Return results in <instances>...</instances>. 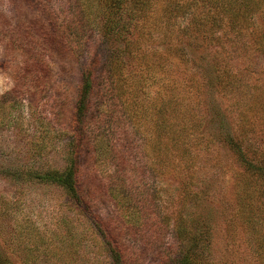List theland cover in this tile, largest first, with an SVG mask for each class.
<instances>
[{"label": "rangeland", "instance_id": "374dc122", "mask_svg": "<svg viewBox=\"0 0 264 264\" xmlns=\"http://www.w3.org/2000/svg\"><path fill=\"white\" fill-rule=\"evenodd\" d=\"M103 1L0 0V264H181L182 257L189 264H264V179L244 174L223 132L213 135L218 124L209 122L213 111H203L206 104L199 108L205 115L196 132L203 139L195 148V176L173 169L170 155L158 164L160 86L151 79L135 90L128 78L108 87L117 74L106 81L105 67L120 68L112 61L106 66L107 58L123 42L105 30L108 10L95 13ZM163 4L159 0L152 15ZM152 19L150 35L130 37L140 40L141 51L159 52L176 38L179 47L190 43L183 32L188 17ZM253 22L252 31L225 35L211 53L248 88L246 143L264 167V45H254L263 26L259 15ZM201 50L194 51L197 58ZM92 58L94 83L78 152L82 202L74 204L46 176H59L71 164V142L80 130L74 124L78 93ZM194 61L182 59L180 75L170 73L165 82L181 86L190 73L200 79L205 62ZM130 68L136 80L142 77L136 64ZM179 90V103L187 106ZM233 101L220 102L229 123L236 116L229 113ZM91 218L119 246L115 260Z\"/></svg>", "mask_w": 264, "mask_h": 264}, {"label": "trees", "instance_id": "16d2710c", "mask_svg": "<svg viewBox=\"0 0 264 264\" xmlns=\"http://www.w3.org/2000/svg\"><path fill=\"white\" fill-rule=\"evenodd\" d=\"M159 4V0H104L102 5L96 8L95 13L108 10V16H104L103 25L107 32L113 35L118 34L123 42V48H117L109 52L106 66L110 61L115 63L120 69L111 68L110 71L105 67L106 81H109L115 74L116 83L110 81L109 88L112 89V83L117 85L120 81L125 84L128 78L136 90L139 86L145 85L147 80L157 81L160 86L158 92L159 105L156 106L155 119V137L154 145L157 150L155 158L159 165H163L164 160L170 155L171 166L173 169L179 168L182 176L189 179L195 176L196 157L195 148L201 145L203 136L196 135L197 128L204 120L203 113L199 108L206 107L203 111L209 112L210 123L216 122V128L213 135H217L216 131L223 132L224 140L227 143L234 157L243 167V173L253 177L264 179V167L256 159H253L247 141V113L249 103H247L248 88L245 84H241L237 79L236 72L229 67L227 61L222 60L217 52H212V48L220 46L222 38L227 34H233L234 37H240L246 31H250L254 27L253 19L259 15L262 22V30L260 38L254 41V45H264V0H164V4L160 7L159 14L152 15V10ZM99 10V12H98ZM158 8H156V11ZM162 14L170 18L188 17V24L183 30L184 35L190 40L185 47H179L180 38H176L174 44L164 48V52L146 53L141 51L140 40H132L130 37L134 32L147 31L149 35L155 28L154 17ZM151 19V23L149 20ZM142 21V23H139ZM149 23V24H148ZM141 25V26H139ZM252 31V30H251ZM171 33V32H170ZM148 35V34H147ZM144 41V37H141ZM227 39V38H226ZM149 40L146 39L145 43ZM198 44V45H197ZM202 48L200 57L194 55V51ZM219 59H218V57ZM95 58H92L85 68L82 75V82L78 93V104L74 116V124L80 130L75 132L74 139L71 142L72 159L70 166L59 176L47 175V179H51L58 187L62 188L69 194L70 203L80 204L82 202L81 192L77 182V176L80 171L78 152L81 146L82 131L84 119L86 115L87 96L93 89V80L95 75ZM192 63L194 60H202L205 63L200 66V79L195 73H190L185 80V84L179 86L178 82L173 80L171 84L165 82L166 77H170V73H178L179 62ZM138 67L139 75L142 77L135 79V69L130 68L135 64ZM228 66V67H227ZM123 69L126 71L124 75ZM188 69L185 68V72ZM162 74L163 77H160ZM186 74H188L186 72ZM119 84L118 86H120ZM179 88L185 92L187 106H183L179 102L184 99L178 98L180 95ZM169 94V99L163 100V96ZM124 95V94H123ZM237 95V96H236ZM126 96V95H124ZM132 98L136 99L137 94L133 93ZM205 99H207L205 101ZM223 99L234 100L231 104L234 108L229 113H236L230 123L224 116L227 108L221 109L220 102ZM133 102H130L131 105ZM202 103V105H201ZM138 104L134 102L131 107L137 109ZM201 106V107H200ZM166 108L170 111L165 114ZM127 110H130V106ZM130 117V115H129ZM235 134L230 131V126L234 127ZM207 145V140H206ZM161 148L164 154H161ZM254 153V152H253ZM162 168V167H161ZM90 222L94 229L99 231L104 244L115 260V255H120L119 246L116 242L110 241L111 237L102 232L103 226L96 219L91 218ZM183 224V221H180ZM181 264H189L187 257L180 258Z\"/></svg>", "mask_w": 264, "mask_h": 264}]
</instances>
